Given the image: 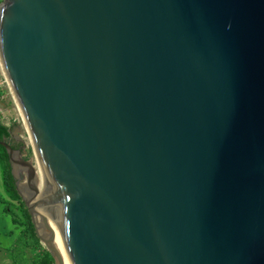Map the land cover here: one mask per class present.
Segmentation results:
<instances>
[{
	"label": "water",
	"instance_id": "95a60500",
	"mask_svg": "<svg viewBox=\"0 0 264 264\" xmlns=\"http://www.w3.org/2000/svg\"><path fill=\"white\" fill-rule=\"evenodd\" d=\"M0 75L55 264H264V0H3Z\"/></svg>",
	"mask_w": 264,
	"mask_h": 264
},
{
	"label": "rangeland",
	"instance_id": "374dc122",
	"mask_svg": "<svg viewBox=\"0 0 264 264\" xmlns=\"http://www.w3.org/2000/svg\"><path fill=\"white\" fill-rule=\"evenodd\" d=\"M3 0H0L2 2ZM0 122L6 125L10 131V137L6 138V142L10 144L15 150L21 151L23 154V158L27 161H30L33 166L36 165V158L34 155V151L31 147L29 140L23 132L18 110L9 94V91L0 75ZM11 164V163H10ZM16 165V164H15ZM14 165V168H15ZM12 168V167H11ZM22 175L24 176V180L27 176L28 168L21 166ZM16 172V171H15ZM16 176L20 175L16 173ZM2 169L0 166V214H7L10 212L13 215L15 220L14 229H11L12 233L10 234V239L16 240V243L12 246L11 252H8V255L12 256L14 264H37L42 257L46 255L45 251L47 249L39 242H36L33 239L29 232L27 231L26 225V217L24 215L23 204L25 202L21 198L20 201H12L6 194L3 186H2ZM23 181V180H22ZM16 186V185H15ZM22 204V205H21ZM9 208L6 211L4 208ZM10 228L4 226V230L6 233L9 232ZM14 251V252H13ZM3 254V252H2ZM51 255V254H49ZM52 256V255H51ZM53 258V257H52ZM54 259V258H53ZM55 261V260H54Z\"/></svg>",
	"mask_w": 264,
	"mask_h": 264
},
{
	"label": "trees",
	"instance_id": "16d2710c",
	"mask_svg": "<svg viewBox=\"0 0 264 264\" xmlns=\"http://www.w3.org/2000/svg\"><path fill=\"white\" fill-rule=\"evenodd\" d=\"M10 137V131L9 128L4 125L2 122H0V140H3L4 138H9ZM0 166L2 169V178H3V186L6 194L9 196V198L12 201H20L21 196L18 194L15 186V179L12 174V168L11 164L9 161V154L4 146L0 144ZM23 204V210H24V215L26 217V225H27V231L29 232L30 236L35 239L36 242H39V238L36 236L34 226L32 224L30 215L27 211V208L25 204ZM21 204V205H22ZM6 211L9 210V208H5ZM9 214H12L9 210ZM46 255L42 257V259L37 263V264H55L54 259L52 258L51 255H49V252H46Z\"/></svg>",
	"mask_w": 264,
	"mask_h": 264
},
{
	"label": "bare ground",
	"instance_id": "6f19581e",
	"mask_svg": "<svg viewBox=\"0 0 264 264\" xmlns=\"http://www.w3.org/2000/svg\"><path fill=\"white\" fill-rule=\"evenodd\" d=\"M35 169H36L35 186L38 188V190L41 193V198H40V201L38 202V205H37V213H38L37 219H38V222H39V227L41 229V228H43V208H44V203H45L46 196H45V192H44V188H43V184H42V180H41V175H40V172H39V168H38L37 162H36V165H35ZM20 170L22 171V168L19 167L18 165H15V171H16L17 175L19 174ZM29 188L30 187H29L27 181L23 180L22 182L19 183L20 191L25 195V198L28 199V200L31 197V193L29 191ZM53 242H54V245L56 246L59 254L62 256L63 263L64 264H68L63 252L61 251V249H60V247H59V245L56 242L54 237H53Z\"/></svg>",
	"mask_w": 264,
	"mask_h": 264
},
{
	"label": "crops",
	"instance_id": "0c3cea01",
	"mask_svg": "<svg viewBox=\"0 0 264 264\" xmlns=\"http://www.w3.org/2000/svg\"><path fill=\"white\" fill-rule=\"evenodd\" d=\"M2 186H3V183H2ZM14 222L15 220L12 214H9V213L0 214V264H14V261L12 259L13 255L12 256L8 255V252H11L12 246L16 243V240L13 239L12 241V239H10V234L12 233L11 229H14L15 227ZM5 225L7 227H13V228H10L9 232L6 233V231L4 230Z\"/></svg>",
	"mask_w": 264,
	"mask_h": 264
}]
</instances>
